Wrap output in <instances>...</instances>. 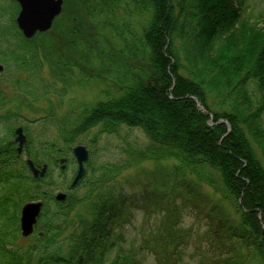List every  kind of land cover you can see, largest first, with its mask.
Wrapping results in <instances>:
<instances>
[{
    "label": "trees",
    "instance_id": "obj_1",
    "mask_svg": "<svg viewBox=\"0 0 264 264\" xmlns=\"http://www.w3.org/2000/svg\"><path fill=\"white\" fill-rule=\"evenodd\" d=\"M72 1L77 10L64 2L54 23L67 18L66 40L50 46L47 32L23 37L17 3L0 0V82L14 95L0 88V127L12 136L7 123L22 120L37 163H55L93 129L90 146L122 128L141 129L146 142L127 144L117 161L90 158L79 192L56 201L54 182L33 177L2 133L0 264H141L147 252L157 264H264V24L248 21L247 0ZM109 66L130 74L118 94L65 111L47 97L40 117L24 115L35 82L59 95L76 72L90 79ZM35 121L60 141H34ZM37 198L35 230L22 237L18 210ZM132 208L145 217L124 230Z\"/></svg>",
    "mask_w": 264,
    "mask_h": 264
},
{
    "label": "rangeland",
    "instance_id": "obj_2",
    "mask_svg": "<svg viewBox=\"0 0 264 264\" xmlns=\"http://www.w3.org/2000/svg\"><path fill=\"white\" fill-rule=\"evenodd\" d=\"M65 2V9L70 8L72 10H77V5L74 3L73 5L71 2L72 0H64ZM264 6V0H248V9L247 11L250 13V17L248 18L250 22H253L258 25L264 24V17L259 15V9L260 7ZM258 13V15H257ZM67 22V18L62 16L57 20V24H53L55 26H52L47 32L49 34L47 43L52 46L54 43L58 46L63 44L66 39H63L64 36V30L61 29L64 27V24ZM55 23V22H54ZM63 31V33H62ZM62 37V39H61ZM50 41V42H48ZM48 68V66L45 67V69ZM121 67H112L109 66V69L104 70L102 72H95V75L92 76V78L87 79L84 78L86 74L76 72L73 74L74 80L72 82L67 81V87L66 90L62 91L57 94H51L50 89H52L53 82H49V86L47 88H43V85L46 82H35L34 85V91H35V97L28 101L29 106H23L22 111L24 115L27 116H38L41 115L43 112L42 109L46 108V98L50 97L55 103L56 108L61 111H65L69 105L72 104V100H85L88 102H93L98 99H106L107 97H110L111 95L118 94V88L119 85L116 84L118 79H124L125 82L126 79H129L130 74L128 71H124ZM117 71V72H116ZM131 71V70H129ZM81 72V71H80ZM115 72V73H114ZM117 75L119 77L117 78ZM81 76V78H80ZM80 78V83H78L76 80ZM62 82V81H61ZM61 82H57L58 84H61ZM61 86V85H60ZM2 87V90L6 91V93H10L9 96H14L10 92V86L6 84V82H0V88ZM63 88V87H62ZM52 91V90H51ZM120 92V91H119ZM62 95V96H61ZM59 99H61V104H57ZM34 101V102H33ZM3 110H0V113ZM22 120H19V122H8L7 126L14 127L15 125H18V123H21ZM13 123V124H12ZM29 124V134L31 138L34 139V141H40V140H51V139H58L55 129H53V126L46 124L43 126L38 121L31 122ZM4 128L0 127V135L2 133L4 134V131L2 130ZM95 129L90 131L88 134L80 137L77 142L84 144L89 151L93 150L92 153V159L97 160L99 162L105 161V160H111V161H117L124 157V154L122 153V148L124 146H127L129 143H138L143 145L146 142V136L144 132L139 128H122L120 130L119 134H102L98 137L97 142L94 146L89 145V136L93 133ZM4 136H7L4 134ZM7 138H12L10 135L7 136ZM60 141V140H57ZM23 156V158H25ZM62 157L66 158V168L61 169L60 165L61 163L57 160L56 163H53L51 165V169L49 171V178L52 179L53 182H55V185H53L52 190L53 193L57 192H65L68 195L72 192H79V190H71L69 188V183L71 182L77 168V164L75 159L72 157L71 152L65 151L63 153ZM98 162V163H99ZM144 166H151V162H144ZM135 169H130L128 172H125L126 174H133ZM51 190V191H52ZM133 215V223H139L143 220L144 215L138 212V210L132 211ZM184 218L187 222H189V216L185 215ZM129 224L128 221L124 222V228H128ZM20 242V239L18 240ZM142 264H157L154 257L150 254H147L142 259ZM191 264V263H190Z\"/></svg>",
    "mask_w": 264,
    "mask_h": 264
},
{
    "label": "water",
    "instance_id": "obj_3",
    "mask_svg": "<svg viewBox=\"0 0 264 264\" xmlns=\"http://www.w3.org/2000/svg\"><path fill=\"white\" fill-rule=\"evenodd\" d=\"M20 4V10L16 17L18 26L22 29L26 36H31L36 30H45L50 27L53 18L61 11L62 0H17ZM16 140L19 141L18 150L25 140L22 134V128L16 129ZM73 152L78 160L79 169L73 181L75 183L83 172L82 162L87 159L88 151L84 145H77L73 148ZM28 165L33 173L36 175L38 172L43 174L46 165H43L41 170L36 168L33 162L28 159ZM58 198L63 195L59 194ZM40 209V203H27L23 206L21 211V227L24 233L29 232L32 227L35 217Z\"/></svg>",
    "mask_w": 264,
    "mask_h": 264
},
{
    "label": "bare ground",
    "instance_id": "obj_4",
    "mask_svg": "<svg viewBox=\"0 0 264 264\" xmlns=\"http://www.w3.org/2000/svg\"><path fill=\"white\" fill-rule=\"evenodd\" d=\"M56 17H54V19H55Z\"/></svg>",
    "mask_w": 264,
    "mask_h": 264
}]
</instances>
